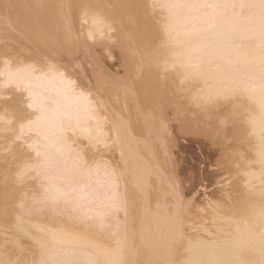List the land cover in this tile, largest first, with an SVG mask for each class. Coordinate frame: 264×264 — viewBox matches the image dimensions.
<instances>
[{
    "label": "bare ground",
    "instance_id": "1",
    "mask_svg": "<svg viewBox=\"0 0 264 264\" xmlns=\"http://www.w3.org/2000/svg\"><path fill=\"white\" fill-rule=\"evenodd\" d=\"M117 1L0 0V264H264V0Z\"/></svg>",
    "mask_w": 264,
    "mask_h": 264
},
{
    "label": "rangeland",
    "instance_id": "2",
    "mask_svg": "<svg viewBox=\"0 0 264 264\" xmlns=\"http://www.w3.org/2000/svg\"><path fill=\"white\" fill-rule=\"evenodd\" d=\"M110 2H112V0H109ZM109 1H107L106 0V2L107 3H110ZM65 0H61V4H57L56 5V3L54 4V7L56 6V9H54V12H56V10H57V12L59 13V9L61 8H63L62 10L60 9V12L61 11H63L62 13L65 15V16H67L68 14H67V10H68V8L69 9H71L72 7H74V6H76L75 5V2H65ZM116 2V3H115ZM65 4V5H64ZM67 4H69V6L67 5ZM74 4V5H73ZM111 4V3H110ZM113 4L114 5H116V6H119L120 5V3H119V1H117V0H113ZM143 6L141 7V9H142V12L144 13V15L146 16V17H149V18H151V19H153L154 20V22L156 23L157 22V20L155 19V17L157 18V16H159L158 14H156V12H154V13H152V14H150L151 12L150 11H148V9H149V6H148V3H147V1L146 0H144L143 1V4H142ZM57 6H59L58 7V9H57ZM150 10V9H149ZM69 11V10H68ZM148 11V12H147ZM56 12V14L58 15V13ZM65 12V13H64ZM55 14V13H54ZM55 14V15H56ZM154 14V15H153ZM56 15V16H57ZM149 15V16H148ZM157 15V16H156ZM76 16H77V14H76ZM75 16V18H76V21L77 22H79L78 20H79V15L76 17ZM151 16V17H150ZM152 16H154L153 18H152ZM73 23H76V22H73ZM79 25V23H76V26H77V28H80V26L78 27V25ZM111 24L114 26H112L111 25V27H113L114 28V30L112 31V32H116V30L118 29V26H117V21H116V23H115V21H113V22H111ZM117 26V27H116ZM115 28H116V30H115ZM111 30H112V28H111ZM110 30V31H111ZM109 31V33H111ZM112 34V33H111ZM129 44L128 45H126V48H118V49H116V50H118V53H119V51H120V53H122V55L121 56H123V57H126L125 58V60L126 61H124L123 60V66H125V64L127 65L128 63H129V61L128 60H130L129 59V54H130V49H129ZM145 49H147V47H144V46H141V48H139V51L140 52H142V51H145ZM124 50V51H123ZM126 53V54H125ZM129 53V54H128ZM124 54V55H123ZM128 54V55H127ZM128 56V58H127V56ZM112 59V58H111ZM108 59V63L109 64H111V63H114L115 61V59L116 58H114V59ZM128 61V62H127ZM122 63H121V65H122ZM134 71V70H133ZM131 74H133L132 72H131ZM133 75H135V74H133ZM133 77V76H132ZM137 78H138V76H134V78L133 79H135V80H137ZM131 79V78H130ZM175 86V85H174ZM174 86H170L169 85V88L171 89H166L167 91L165 92L166 93V97L167 98H169V100H168V102H166V104H165V106H166V108L167 109H170V108H172V110L174 109L175 110V112H176V109H178L179 108V106H180V104H182V103H184L185 102V99H186V97H185V94H183V93H185L184 91L185 90H181V89H177L176 87L174 88ZM174 88V89H173ZM177 89V90H176ZM169 90H170V92H169ZM173 90V91H172ZM176 90V91H175ZM181 90V91H180ZM168 92L170 93V94H168ZM140 93H142V92H140ZM140 93H139V95L138 94H136V96L138 97H141L140 96ZM177 93V94H176ZM177 96H176V95ZM143 95V94H142ZM168 95V96H167ZM184 95V96H183ZM170 96H173V97H170ZM174 99V100H173ZM172 100V101H171ZM180 101V102H179ZM169 102H171L172 104H170ZM129 103H130V101H129ZM179 104V105H177V104ZM175 104V105H174ZM168 105H170V108H169V106ZM154 109V111L156 110V112H157V107H153ZM156 108V109H155ZM184 113H186V112H184ZM209 114V115H208ZM211 114H213L212 112L211 113H207L206 114V119L207 120H209V121H211V120H213V115L211 116ZM181 116V115H180ZM179 116V117H180ZM228 116V115H227ZM227 116L225 117L226 119H227ZM186 117H187V119H188V117H189V121H192L193 119H192V117L193 118H195L194 117V114L192 113V112H190V113H187L186 114ZM231 118H228V121L230 122V120L229 119H232L233 120V118H232V116H230ZM224 118V119H225ZM181 120H182V123L184 122V121H186V122H184L183 124H186L185 126L187 127V129H188V127H189V129H188V133L190 132V130L192 131L193 130V134H196V135H193L192 133H189V135H188V137H189V139H191V137L192 136H194V137H192V139L191 140H189V141H185V140H179L184 146L186 145L187 147H186V149L184 150V152H182L181 154H180V156L182 157V158H180V161L182 162V164L183 165H185L186 166V169H185V171H184V174L186 175V173H187V175L189 176V175H192V176H194V175H196L195 173H193V172H196V173H198V174H202L200 171H202V170H200L199 168H196V170L195 169H193L192 170V168H195V167H193L194 166V164H197L199 161H201L204 157V155H207L208 154V150H207V148H208V144L210 145V148H208V149H211V147H212V145L210 144L211 142H209L208 144H202L201 143V139H203V137L205 138V136H206V133H205V131H203L202 130V132L200 133V132H198L197 133V131H201L200 129H196L195 127V129L194 128H192L191 129V125H193L194 124V120L192 121V122H189L187 119H185V117H181L180 118ZM192 119V120H191ZM211 119V120H210ZM225 119V120H226ZM225 120H223V121H219V122H215V123H219L218 125L217 124H214L213 122L211 123V126L214 124L216 127H219L218 129H222V125L220 126V122H221V124L224 122V124H223V128H228V127H230V123L232 122V120H231V122L229 123L227 120L225 121ZM213 121H215V119L213 120ZM217 121V120H216ZM176 122V123H175ZM188 122L190 123L189 125H188ZM228 122V123H227ZM173 124H177L178 122L177 121H174V122H172ZM228 124V126L226 125V124ZM195 125V124H194ZM193 125V126H194ZM198 125H200V124H198ZM213 125V126H214ZM214 126V127H215ZM196 131V132H195ZM204 132V133H203ZM187 133V134H188ZM175 134V133H174ZM173 134V135H174ZM192 136H191V135ZM205 134V135H204ZM198 137V138H197ZM198 140V141H197ZM190 142V143H189ZM191 143H192V146H190L191 145ZM201 143L202 144V150L204 151V147L206 148L205 150H207L206 151V153H205V151H204V155H202L201 153H200V151L197 149V147H198V145ZM200 144V145H201ZM196 145V146H195ZM195 146V147H194ZM214 147V146H213ZM212 147V149L211 150H209L210 151V153H212L213 154V156L215 155V152L217 153V150L215 151V152H212V151H214L213 148ZM191 148H193V149H191ZM195 148V149H194ZM199 151V152H198ZM187 152V153H186ZM211 155V154H210ZM186 158H188L187 160H186ZM177 162H179L178 160H176ZM180 162V163H181ZM182 164H181V166H182ZM185 166H184V168H185ZM189 167V168H188ZM180 168H182V169H184L183 168V166L182 167H180ZM189 169H191L190 171H191V173H193V174H189L187 171ZM198 169V170H197ZM210 169H211V171L212 170H214V167H209L207 170H206V172H205V174L204 175H206L208 172L210 173L211 171H210ZM189 171V172H190ZM193 171V172H192ZM208 171V172H207ZM181 172H182V174H183V170H181ZM200 172V173H199ZM208 173V174H209ZM185 175H184V177H185ZM187 175H186V177H187ZM210 175V174H209ZM192 176H190L189 177V179L190 180H192ZM185 177V178H186ZM192 177V178H191ZM188 178H186V181L187 182H189L190 180H189ZM224 179V182H222V183H228V184H231V186H232V184L234 185V183H233V181L236 179V177H229V176H227V177H225V178H223ZM223 179H222V181H223ZM221 181V180H220ZM191 182V181H190ZM189 182V183H190ZM189 183H187V187H188V185H189ZM211 192V190L210 191H207V193L206 194H209ZM189 198V197H188ZM194 199H196V196L194 197ZM196 202H198V204H200L201 205V208L200 209H198V213H197V215H194V219H193V222H192V226H194L195 227V229H200V230H204V229H207L208 227H209V223L207 222H205V221H203L202 220V215H205V213H207V211L209 210L208 209V207H207V205L206 204H204L199 198L196 200ZM201 209H203L204 211H201ZM23 241H25V239H22ZM14 245V243L13 242H10V243H8V246L10 247V248H12V246Z\"/></svg>",
    "mask_w": 264,
    "mask_h": 264
}]
</instances>
